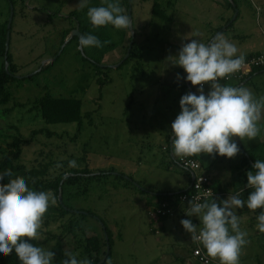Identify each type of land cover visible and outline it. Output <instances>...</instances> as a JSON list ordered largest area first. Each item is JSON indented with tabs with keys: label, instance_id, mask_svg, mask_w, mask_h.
I'll list each match as a JSON object with an SVG mask.
<instances>
[{
	"label": "rangeland",
	"instance_id": "obj_1",
	"mask_svg": "<svg viewBox=\"0 0 264 264\" xmlns=\"http://www.w3.org/2000/svg\"><path fill=\"white\" fill-rule=\"evenodd\" d=\"M14 1L9 51L19 67L16 76L27 77L42 70L31 80L10 82L5 89L7 102L0 105V130L14 135L15 127L27 142L22 163L27 167L49 163L50 174L56 175L64 170L63 161L75 160L74 168L108 170L134 181L129 185L113 175L93 178L85 186L80 184V189L76 187L79 195L75 196L72 189L68 200L72 208L91 211L104 222L111 233V264H198L189 255L192 236L183 229L182 218L174 215L161 219L164 229H159L147 215L155 200H149L137 184L155 192L166 187L176 193L188 187V174L174 164L168 151L171 124L181 111L180 99L196 89L186 86V74L175 66V56L193 33L199 32L198 39L208 44L220 33L217 29H224L236 17L233 26L222 34L237 46L238 55L264 49V0H119L123 14L130 10L141 60L131 57L121 67L112 68L126 56L130 37L127 30L114 28L111 35L117 48L100 60L99 54L95 55L101 66L109 67L99 75L94 73L88 49L81 52L74 39L67 43L73 30L60 45L62 32L76 29L77 18L88 19L89 8L116 0H87L84 7L79 6L80 0ZM154 2L167 20L152 13ZM6 13V3L0 0V24L6 20ZM98 78L105 82L102 88ZM250 83L253 86L246 88L255 91L257 99L264 97V72ZM46 94L80 100L82 115L94 112L83 121L79 135L75 136L74 122L47 123L42 119L38 100ZM42 129L55 135L48 136L46 130L37 132ZM243 146L257 157L264 149L256 138ZM81 158L84 160H78ZM198 162L199 172L216 174L222 193L233 194V190L247 185L242 182L247 180L242 168L233 170L225 157L201 154ZM239 218L240 228L247 231L250 241L242 250L240 264H264V234L256 228L257 215ZM82 223L88 234L102 236L96 219L87 217ZM63 224L42 225L37 240L41 247L55 253L54 264H61L65 253L87 258L81 247L84 234L76 230L62 236ZM197 226L199 233V220ZM211 260V264H219Z\"/></svg>",
	"mask_w": 264,
	"mask_h": 264
},
{
	"label": "clouds",
	"instance_id": "obj_2",
	"mask_svg": "<svg viewBox=\"0 0 264 264\" xmlns=\"http://www.w3.org/2000/svg\"><path fill=\"white\" fill-rule=\"evenodd\" d=\"M86 3L87 0H80L79 6ZM87 17L93 28L111 25L128 32L132 28V19L123 14L119 0L89 8ZM199 36V32L193 33L190 42L184 43L175 56V66L183 69L184 81L196 92H188L180 99L181 111L171 124L172 154L181 159L201 154L233 159L240 152L237 138L243 141L259 136L264 97L257 99L248 88L222 84V79L240 70L245 58L238 55L237 46L223 34L208 44ZM79 47L100 48L103 43L95 35H81ZM204 85L210 86L207 94ZM69 167H76V161H69ZM12 175L8 169L0 172V257L14 252L20 264H54L55 253L32 241L40 239L43 218L50 205L55 204V197L51 192L30 189L24 178H11ZM246 176V188L251 189L246 200L236 192L219 202L189 201L185 215L199 220L198 235H193L198 226L191 219L180 221L183 229L219 264H240L242 250L250 242L247 231L240 228L236 209L246 206L253 212L261 210L256 228L264 234V160H255ZM6 177L10 178L7 183ZM64 255L61 264H93L90 259H78L77 254Z\"/></svg>",
	"mask_w": 264,
	"mask_h": 264
},
{
	"label": "trees",
	"instance_id": "obj_3",
	"mask_svg": "<svg viewBox=\"0 0 264 264\" xmlns=\"http://www.w3.org/2000/svg\"><path fill=\"white\" fill-rule=\"evenodd\" d=\"M4 1L6 3L7 15H6V20L0 24V105L1 106L5 105L7 102L8 93L5 92V89L10 82L17 80H22V81L31 80L34 77H36L40 72H42L41 70L39 73H36L29 77H22L21 79L15 78V76L18 75L19 67L13 62V57L10 54V51L8 50L7 53L5 51V42L8 32L7 25L10 15V4L14 6L15 1L14 0H4ZM22 1L23 0H21V2ZM231 2L232 4L234 3L233 1ZM152 13L155 16L161 15L163 19L166 20L168 19L159 10V7L156 2H154L153 4ZM236 18L231 22H228L224 29L222 28L217 29L216 32L219 31L220 32L219 34H222L223 32H225V30L231 28ZM77 19H76V25L81 35H88V34L95 35L103 43V47L100 48H95V47L87 48L90 55L89 56L90 60L93 61L92 64L94 66L93 69L94 73L95 75H99L103 73V70L109 68L107 66H101L99 61L100 57L102 58L104 54L114 51L118 46L117 43L112 40L111 30L114 29V27L108 25L106 27L93 28V26L89 22V19H86L85 21H79ZM74 29L75 28L71 27L70 29L62 32V40L60 45L64 43V40L67 37H69L70 32ZM73 39L78 42L77 37H72L68 40L67 43H69ZM130 40L131 38L129 37L128 44ZM60 52H62V50H60ZM126 53H128V58L124 59L122 57L118 62L119 67L127 63L128 59L131 57H134L137 60H141V53L140 50L137 48L134 39L130 50L129 47L127 46ZM96 54H99L98 55L99 60L98 58L95 57ZM255 54L258 53L245 55L244 58L246 59L249 56H253ZM54 56L57 59L59 55L55 54ZM262 72H264V67L252 71L245 85L249 84L254 76ZM97 83H99L100 88H102L105 82L103 81L100 82V79L98 78ZM38 108L42 119L47 123H69V122L76 123L75 136L80 134L83 121L90 118L91 114L94 113V112L92 113L89 112L86 113L85 115H82L80 100L57 98L51 96L50 94H46L40 100H38ZM12 130L15 131L14 135H6L3 133V131L0 130V172H3L6 169L11 170L13 174L11 178H24L30 189L36 191L51 192L54 195L56 202L55 204L50 205L47 213L43 218L42 225L49 226L53 224L55 225L60 222L61 223L64 222V224L61 225L63 228L62 236H65L66 234H72L76 230H80L84 234V237L82 238L84 244L81 245L82 253L85 254L86 257L93 262V264H100L101 260H104L103 263L101 264H107L108 260L111 258V246H112L111 233L104 224V222L91 211L82 213L81 211L69 206L68 200L71 196V190L74 189L75 190L74 195L77 196L80 194L81 191H78L76 187L80 189L79 187L80 184L81 185L84 184L83 186H85V184L91 183L93 178H99L107 175H113L115 177L121 178L129 185H134V181L130 177L125 178L124 174L116 175L113 174L112 171H108V170L94 171L92 169H89L87 166H85L84 169L72 168L69 167V161L62 162V167L64 168V170L61 171L60 173H57L56 175L50 174L49 166L51 164L49 163L27 167L21 161L22 149L27 144V142L22 138L17 128L12 127ZM45 130L46 129H42L37 132L40 133V132H44ZM37 132H34L33 134ZM46 133L48 136L55 135L54 133H49L47 130ZM261 144L264 148V142ZM238 156L239 157L229 159V162L230 164L233 165V170L239 171V168L241 167L242 172L244 173V175H246L245 174L246 171L248 172L253 169V164L255 160H264V149L262 151V155L257 157L255 156L254 152H251L247 149L240 147V152ZM193 158L198 160V156H193ZM78 160H84V159L81 158ZM79 162L81 163V161ZM96 172L98 173L95 174ZM8 179L10 178L9 177L5 178V183L8 182ZM242 182L243 184H246L247 180ZM137 187L140 190L146 192L150 196L149 200L151 201L155 200V202L168 201L173 196L186 194L191 190V187L188 186L184 190H180L179 192L176 193H171L168 191L155 192L144 188L141 189V187L138 184ZM212 189L214 190L215 193L223 192L219 186H212ZM250 191L251 189H247L246 187L242 189V191L240 192L241 199L246 200ZM82 192L86 193V189L84 188ZM59 193L61 194V202L59 201V197H58ZM211 200H209L208 202H211ZM260 211L261 210L257 209L255 212H253L247 209L246 206L235 210L236 215L238 217L250 213L258 216ZM87 217L94 218L101 224L102 236L88 234V231L82 228L83 226L82 219H85ZM105 236L107 238V241L105 239ZM32 243H34L36 246L39 247L42 246V243L37 240L32 241ZM107 246L109 247L108 252H106ZM0 264H20V262L18 261V258L16 257L15 253L13 252L7 257H0Z\"/></svg>",
	"mask_w": 264,
	"mask_h": 264
},
{
	"label": "built area",
	"instance_id": "obj_4",
	"mask_svg": "<svg viewBox=\"0 0 264 264\" xmlns=\"http://www.w3.org/2000/svg\"><path fill=\"white\" fill-rule=\"evenodd\" d=\"M261 67H264V50L246 58L240 70L231 74L230 77L222 79L221 83L232 87H242L245 85L252 71ZM208 87L209 85H204V89ZM173 162L183 171L190 173L194 177V180L191 184L190 192L173 196L168 201L155 202L148 209L147 215L155 223L159 222L161 219L172 217L177 214H179V216L181 215L182 219H186L185 212L187 211L188 203L191 199L195 202H204L217 196L212 189V184L208 175L199 172L200 164L198 160L193 157L181 159L173 156ZM155 233L157 234L158 232L155 231ZM193 235H198V233ZM191 243V258L198 264H211V257L207 255L202 244L193 238Z\"/></svg>",
	"mask_w": 264,
	"mask_h": 264
},
{
	"label": "crops",
	"instance_id": "obj_5",
	"mask_svg": "<svg viewBox=\"0 0 264 264\" xmlns=\"http://www.w3.org/2000/svg\"><path fill=\"white\" fill-rule=\"evenodd\" d=\"M128 15V14H127ZM209 37H210V35H209ZM209 37L208 38H205V40L207 41L208 39H209ZM204 40V41H205ZM128 46H129V44H128ZM264 49H261V50H256V51H251V52H246V53H244V54H242V56H245V55H249V54H254V53H258V52H261V51H263ZM250 82H252V79H251V81ZM185 84H186V86L189 88V86H190V88H191V85H190V83H186L185 82ZM249 84H252V83H249ZM249 84H246V85H244V86H242V87H245L246 88V86H248ZM189 85V86H188ZM226 86H229V85H226ZM252 86H253V84H252ZM248 89H250V88H248ZM210 90V86L208 87V88H206V89H204V91H205V94H207V92ZM251 91H252V89H250ZM253 92V94H254V96H255V98H256V93H255V91H252ZM259 126L261 127V132H260V134H259V136L258 137H256V139H257V141H258V143L259 144H261V143H263L264 142V114H262V119H261V121H259ZM246 141H249L247 138H245L243 141H240L238 138H237V143H238V146H240V147H242V148H244V146H243V144L246 142ZM171 140H169V145H170V147H169V151H168V154H169V156H170V158L173 160V154H172V146H171ZM244 149H246V148H244ZM188 174V177L190 178V183H191V174L190 173H187ZM212 175V176H211ZM215 173L214 174H210V175H208V177L210 178V181H211V184H212V186H217L216 185V181H217V179L215 178ZM214 184V185H213ZM190 185V184H189ZM188 185V186H189ZM186 188V187H185ZM184 188V189H185ZM164 191H168V192H171V193H173L171 190H169L168 188H166V187H163L162 188ZM168 189V190H167ZM163 190H161V191H163ZM242 191V189H239V190H233V194H235L236 192H241ZM217 194V196L214 198V200L216 199V201L217 202H219V201H221V199H219L218 198V196H224L225 198H223L222 200H224V199H227L228 198V196L229 195H232V194H230L229 193V191H228V193H216ZM149 199H150V197H148ZM213 200V199H212ZM211 200V201H212ZM145 204H147V202L145 203ZM145 204H144V206H145ZM152 204V203H151ZM148 205V204H147ZM177 215H179V214H177ZM180 217H181V215H180ZM182 218V217H181ZM186 219H191L192 220V222H193V224L194 225H197L198 224V220H197V218L196 217H191V218H189V217H187L186 216ZM163 223H164V220H162V221H159V222H157V223H155V224H157V226H158V228L159 229H164V225H163ZM192 240V239H191ZM190 241V240H189ZM189 255H190V250H189ZM191 257V256H190Z\"/></svg>",
	"mask_w": 264,
	"mask_h": 264
},
{
	"label": "water",
	"instance_id": "obj_6",
	"mask_svg": "<svg viewBox=\"0 0 264 264\" xmlns=\"http://www.w3.org/2000/svg\"><path fill=\"white\" fill-rule=\"evenodd\" d=\"M128 15L130 16V10H128ZM12 17H13V6L10 4V15H9L8 25H7L8 32H7V36H6V42H5V51H6V53H7L8 50H9V42H10V38H9V33H10V31H9V30H10V28H11ZM129 33H130V38H131V40H130V42H129V46H128V47H129V50H130V48H131V46H132V43H133V39H134L133 28H130V32H129ZM80 36H81V34L79 33L78 28L74 29V30L71 32V34H70V38H72V37H77V39H78V43H79ZM79 50L82 52V49H81L80 47H79ZM127 58H128V53L126 54V56L124 57V59H127ZM6 66H7V65H6ZM118 67H119V64L112 66V68H118ZM37 73H38V72H37ZM31 76H32V75H31ZM27 77H29V76H27ZM15 78H16V79H21L22 77H20V76H15ZM193 180H194V177L191 176V183H190L189 187H191V184H192ZM58 197H59V201L61 202V194H60V193H59ZM82 213H83V212H82ZM105 239H106V241H107L106 236H105ZM108 251H109V247L107 246L106 252H108ZM103 261H104V260L100 261V264L103 263Z\"/></svg>",
	"mask_w": 264,
	"mask_h": 264
}]
</instances>
